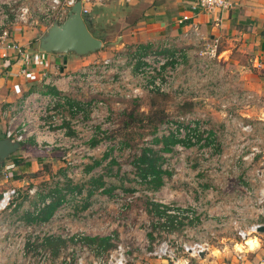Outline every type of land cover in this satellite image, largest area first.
Masks as SVG:
<instances>
[{
  "label": "rangeland",
  "instance_id": "rangeland-1",
  "mask_svg": "<svg viewBox=\"0 0 264 264\" xmlns=\"http://www.w3.org/2000/svg\"><path fill=\"white\" fill-rule=\"evenodd\" d=\"M136 10L130 9L129 21L137 15ZM113 12H102L104 18L97 17L96 22L90 19L91 34L101 40V46L90 53L86 64L121 51L113 46L118 45L116 37L128 24L118 15L119 10ZM133 46L123 49L129 55L135 49ZM161 47L160 43H150L146 51L163 54L165 49L161 52ZM195 59L196 56L193 60L187 55L183 57L167 91H146L132 100L119 95L95 97L102 105H95L92 111V97L77 89L81 99L66 98L78 101L79 106L86 105L80 114L71 112L68 104L60 112L51 109L57 121L47 124L46 130H60L61 139L39 142L47 157L34 159L20 174L11 172L18 184L3 182L0 176V188L13 186L19 191L14 207L0 212V264H35L39 252L47 254L50 264L64 257L68 264H107L117 244L125 264H150L156 259L147 253L164 240L206 242L202 254H208L212 246L219 244L220 236L242 242L237 228L264 222L258 214L260 204L256 203L264 180V96H253L245 106L231 104L230 96L241 91L228 80L231 68L218 61L217 68L201 72ZM223 103L228 104V109L221 108ZM253 105L255 108L248 111ZM129 113L133 115L131 120H127ZM146 115L152 117L151 121L146 120ZM156 117L161 119L157 121ZM179 117L203 124L213 139L211 146L209 141H178L170 151H161L160 142H153L154 138L164 136L157 128L163 121ZM124 121L128 122L126 126ZM147 148L159 155L154 164L161 186L154 190L147 188L136 174L138 158ZM247 155L251 156L242 159ZM9 159L14 165L18 161L15 157ZM93 161L98 164L84 171ZM94 179L104 186L97 188ZM205 180L211 184V191L204 196L199 189ZM67 182L79 190L67 191L63 188ZM54 183L63 188V203L47 221L27 222L34 203ZM28 189L33 193L28 195ZM151 202L168 209L191 211L190 221L175 219L170 226L163 217L149 212ZM188 203L192 204L187 206ZM47 236L60 242L45 243ZM95 236H107L109 245L103 248L106 245L84 240ZM250 239L248 244L253 246L255 240ZM176 256L189 264H196L199 257L180 252Z\"/></svg>",
  "mask_w": 264,
  "mask_h": 264
},
{
  "label": "crops",
  "instance_id": "crops-1",
  "mask_svg": "<svg viewBox=\"0 0 264 264\" xmlns=\"http://www.w3.org/2000/svg\"><path fill=\"white\" fill-rule=\"evenodd\" d=\"M190 1L92 0L89 14L85 19L90 21L93 18L96 22L97 17L99 19L104 18L101 17L102 12L113 15L114 10H119L120 14L118 15L123 16L122 19L126 21L128 26L117 36L119 43L114 45V48L125 49L134 45V48L145 51L148 44L160 43L167 39L173 48L184 47L187 56L193 60L192 50L194 47L180 39L185 27L176 22L180 15L190 14L206 39L218 38L220 62L225 68H231L228 77L229 82H233L236 89L247 91L256 98L263 97L264 0H225L228 4L227 8L218 9L212 13L197 12L195 14L187 12ZM133 7L135 10L137 9L136 12L138 13L129 21L128 19L131 18L129 17L130 9ZM39 33L41 32L35 29L14 28L11 38L22 47V53L17 56L12 53L7 59L0 58V138H4L5 129L14 132L17 130L20 117H22L18 108L20 102L27 95L32 93L61 94L64 97L81 99L77 89L73 92L68 90V83L63 76L86 64L91 58L90 53L78 56L71 53L56 55L38 52L35 47V39ZM22 69L34 74V78L23 77ZM40 76L44 79L41 80ZM75 103L79 104L78 101ZM56 108L58 109L59 106ZM253 108H255L254 105L248 111ZM58 132L59 130L55 128L44 131L39 125L28 127L18 151L12 153L10 157L22 159L24 146L39 149L42 148L39 142L53 140L58 142ZM42 136L45 141L41 140ZM34 159L43 160V158L34 157L22 159V164L20 166L14 165L15 169L12 172L18 174L24 172V168L32 164ZM25 174L31 175V172L25 171ZM8 182L19 183L17 178H11ZM219 186H224V184H219ZM199 190L205 196V192L211 191V184L209 185L205 180V184L201 185ZM191 204L188 203L187 206ZM215 205L218 207V204ZM251 238L255 240L253 246L247 245L246 241L241 242L234 238L220 236L219 244L212 246L210 253L200 254L196 259V264H258V261L264 258V232H259L257 236L254 235ZM212 251H215V254H212ZM150 264H189V262L178 257L174 263L165 260H153Z\"/></svg>",
  "mask_w": 264,
  "mask_h": 264
},
{
  "label": "built area",
  "instance_id": "built-area-1",
  "mask_svg": "<svg viewBox=\"0 0 264 264\" xmlns=\"http://www.w3.org/2000/svg\"><path fill=\"white\" fill-rule=\"evenodd\" d=\"M75 1H79V13L85 19L89 14L92 0H0V58L7 59L12 53L16 56L22 53V47L11 38L14 28H28L43 32L52 23L60 24ZM227 6L228 4L225 0H191L188 4L187 12L192 14L197 12L212 13L218 9L227 8ZM176 22L184 25L185 31L180 36V39L194 47L192 52L196 56V66L199 65L201 72L204 70L210 71L213 67L217 68L218 61L220 62L221 60L218 51V38L211 37L206 39L205 35L200 32L198 24L192 20L190 14L180 15ZM160 44L162 45L161 52L165 49L163 54H160V51L156 54L154 53L155 51L150 50V52H147L146 49L145 51H140V49L135 48L128 55L127 50L121 49V51H116L113 55L105 56L99 61L87 63L80 69L63 76L68 83V90L73 92L79 89L90 95L93 101L89 107L92 111L95 110V105H98V107L102 105V101L95 97L102 98L103 96L119 95L124 99L132 100L138 98L146 91H167L170 88V82L172 85L175 72L181 67L183 57L187 54L182 46L171 47L167 39L162 40ZM119 67L121 69L117 71L116 68L118 69ZM129 71L131 72L129 73ZM21 74L27 79H33L35 76L24 69L21 70ZM125 74H129V76ZM42 76H40L41 80L44 79ZM116 83H118L120 89L117 88ZM116 92H120V94H115ZM252 97L247 91L241 90L230 96V103L245 106ZM66 104H68V109L71 112L77 114H80V109L86 106L83 103L79 106L61 94L32 93L27 95L20 102L18 108L22 117H20V124L17 130L14 132L13 130L5 129L4 138L20 145L28 127L39 125L42 130L47 131V124H50L52 120H56L52 115L54 113L51 112V109L54 107L56 112H60ZM225 105L228 106V104L224 103L221 105L224 110L228 109ZM56 106H59V108L57 109ZM56 117L60 118V116ZM157 130H162L164 135H171L173 138L188 144L209 141L208 145L210 147L213 141L204 125L196 123L193 118L183 119L179 117L178 119L166 120L159 125ZM58 134V139H61L60 130ZM44 139L42 136L41 140L45 141ZM250 154L253 155V152ZM251 155H247L242 159L249 158ZM14 169L13 161L4 160L0 166L1 181L10 180L11 172ZM26 192L30 195L33 190L28 189ZM18 196L19 191L13 186L0 188V212L13 208ZM47 202H49V198L36 202L29 212L35 215L38 209ZM256 203L260 204L258 214L264 220V180L261 181L259 197L256 198ZM165 213L174 215L175 219L180 218L190 221L191 218V211L181 208L166 209ZM261 224H264V222L255 221L243 229L237 228L236 234L242 241H245L247 237L258 233L256 229ZM206 246V242L181 243L179 240L171 242L167 239L155 245L147 253V256L149 255L156 260L174 263L177 260V252L188 257H197L206 250ZM112 253H114V256L108 260L107 264H125L121 255L120 244L115 245ZM37 256L38 260L35 264H50L46 253L39 252ZM54 264H68V259L66 257L64 259L59 258ZM76 264L79 263L76 262ZM258 264H264V258L260 259Z\"/></svg>",
  "mask_w": 264,
  "mask_h": 264
},
{
  "label": "trees",
  "instance_id": "trees-1",
  "mask_svg": "<svg viewBox=\"0 0 264 264\" xmlns=\"http://www.w3.org/2000/svg\"><path fill=\"white\" fill-rule=\"evenodd\" d=\"M89 22H90L89 20L85 19L86 27L90 31V33H92L89 28L90 26ZM124 30H126V28H123L120 31V33H122ZM120 33L118 35H120ZM99 41L101 42L100 39ZM149 115H146L145 117L147 118L146 119L147 121H151L152 119V117H150ZM155 115H157V113H155ZM127 118H128L127 120H131L133 118V115L129 113L127 115ZM160 119H161L160 117H156L155 120L159 121ZM127 123L128 122L124 121L123 122L124 126H126ZM153 128L154 127H151V129ZM178 141L179 140H177L176 138H173L171 135H164L159 138L153 139V142L155 143L160 142L161 144L160 150L163 152L170 151L171 147ZM23 150H24V153L22 155V159H27V158H32V157L44 159L47 157V154L42 148L36 149V148H30V147L24 146ZM158 157L159 155H156V152L151 151V149L149 148L142 150L138 158L139 162H138L137 171H136L137 176L139 177L141 181H143V183L146 184L147 188L153 189V190L161 186V180H159V177H158L159 172H158V169L156 168V165L154 164V161H156ZM22 159L15 161V165L20 166V164H22ZM97 164H98L97 161H93L90 165H86L84 167V171L89 170L92 166H95ZM145 179L147 181H144ZM93 182L97 186V188H102V186H104V184L101 181H99V179H94ZM63 188L67 189V191H72L74 189L79 190V188H76V186H73L72 183L70 182H67L63 186ZM63 188H59L57 183H54L52 188H47V190L40 196V199L37 202L45 198H49V202H47L41 208H39L38 211L35 213V215L31 216L30 215L31 213L28 214L26 221L27 222H39V223H43L47 221L53 214V211H55L57 207L64 201V193L61 192ZM166 209H168L166 205L154 203V202L149 203V212L153 213L155 217H163L165 222H167L170 226H173V223H175L174 222L175 216L165 213ZM176 222L178 224L180 223V221H176ZM147 237H150V233L147 234ZM43 240L45 243H49L52 241L60 242L59 240L54 239V237H51V236H47ZM84 240L89 243L96 242L97 246L106 245L103 248H106L109 245L107 243L109 240L107 236L106 238H97V236L85 237Z\"/></svg>",
  "mask_w": 264,
  "mask_h": 264
},
{
  "label": "water",
  "instance_id": "water-1",
  "mask_svg": "<svg viewBox=\"0 0 264 264\" xmlns=\"http://www.w3.org/2000/svg\"><path fill=\"white\" fill-rule=\"evenodd\" d=\"M35 44L38 52L56 55L71 53L78 56L94 52L101 46L99 39L92 36L86 27L84 17L79 13V1L70 6L67 16L60 24L52 23L41 32L36 37ZM18 149V143L0 138V166ZM256 231L264 232V224L259 225Z\"/></svg>",
  "mask_w": 264,
  "mask_h": 264
},
{
  "label": "bare ground",
  "instance_id": "bare-ground-1",
  "mask_svg": "<svg viewBox=\"0 0 264 264\" xmlns=\"http://www.w3.org/2000/svg\"><path fill=\"white\" fill-rule=\"evenodd\" d=\"M251 237H247L246 239H245V241H246V244H248L249 242L248 241H250V240H252V239H250Z\"/></svg>",
  "mask_w": 264,
  "mask_h": 264
}]
</instances>
